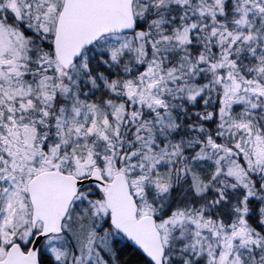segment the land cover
Instances as JSON below:
<instances>
[{
	"label": "snow or ice",
	"instance_id": "1",
	"mask_svg": "<svg viewBox=\"0 0 264 264\" xmlns=\"http://www.w3.org/2000/svg\"><path fill=\"white\" fill-rule=\"evenodd\" d=\"M0 264H264V0H0Z\"/></svg>",
	"mask_w": 264,
	"mask_h": 264
}]
</instances>
